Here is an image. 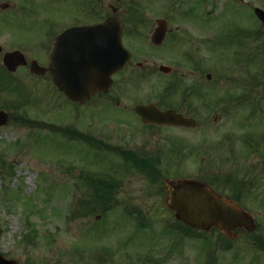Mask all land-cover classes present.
I'll use <instances>...</instances> for the list:
<instances>
[{
    "label": "rangeland",
    "instance_id": "obj_1",
    "mask_svg": "<svg viewBox=\"0 0 264 264\" xmlns=\"http://www.w3.org/2000/svg\"><path fill=\"white\" fill-rule=\"evenodd\" d=\"M96 1L101 6L99 0ZM243 1L253 9L264 10L263 0ZM55 7L57 15L52 26L70 22L93 24L103 18L98 13L93 21L87 15V6L80 0H76L72 13L69 5L62 1ZM241 9L234 0L217 2L211 17L213 20L209 22V33L212 38H218L219 44L225 41V35L231 33L236 19L253 22L255 29L259 27V22L252 17V13ZM175 20L178 26L182 25V16ZM126 45L134 51V61L127 78L133 82L135 78L139 81H129L125 89L129 100L122 101L123 109L114 104L109 107L107 105L115 93L114 89L108 96H97L87 106L81 107L60 97L49 74L37 77L29 74L28 68H20L16 73L15 78L20 85H24V100H28V106L18 115L13 112L12 120L0 128V154L5 155L15 172L11 179L0 175V228L3 231L0 253L5 257L21 264H91L94 252L109 255L117 234H128L125 238H119L118 246L126 245L130 238L135 245L137 243L132 237L134 234L137 233V242V239H147L148 233L127 231L134 229V226L121 220L120 217L125 218L119 215L123 214L122 209L126 206L127 209L147 206L152 212L148 219L155 218L158 231H162L164 223L173 217L167 207L170 202L167 182L188 180L187 178L196 180L201 169L209 168H221L228 172L239 167L237 170L240 173H245L247 169L249 174L254 173L256 187L246 194L243 206L256 220L258 236L264 240V52L257 57L258 44H254L251 63L247 65L244 63L246 59L242 64L236 63L237 58L231 49L221 50V46L218 47L215 53H210V67L204 68L205 73H210L213 77L212 81H208L205 74L202 77H187L190 71L188 68L180 71V74L185 75L184 78L176 75L161 76L157 70L144 63L143 54L148 51H142L136 39L128 38ZM253 58L254 63L251 61ZM172 61L181 64L178 58H173ZM140 63L144 68L139 70L137 64ZM40 65L47 67L48 63L42 61ZM175 79H182L185 89L183 94L191 88H196L197 94L195 99L186 104L177 91L167 99L168 104L172 108H181L188 117L197 121V128L152 127L141 123L131 111L132 107L156 102L163 94V87L172 84ZM255 81L257 82L254 83ZM258 83L261 84L260 87L257 86ZM122 89L120 87L119 92L124 94ZM246 94L262 98L263 109L255 111L256 103L243 100ZM8 98L5 94L1 96L4 100ZM185 104L187 107L184 110ZM5 107L0 102V110H5L1 109ZM22 115L27 119L39 120L44 125H21L18 122ZM66 126H74L83 133L104 138L110 145L153 151L161 161L162 184L166 187V194L160 193L158 183L153 185L149 182L150 177L145 171L142 173L133 169L125 173L124 160L105 154L100 159L98 156L93 158L90 148L87 149L80 143L77 145L75 142H65L54 134L56 129ZM75 168L78 171L71 174V170ZM79 169L96 174L103 169L107 175L120 181L121 185L116 184L117 192L114 191L115 194L110 199V212L97 210V213L93 211L90 218H71L69 208L74 201L72 194L77 192L76 186L79 185ZM6 189L9 196L5 201L1 195ZM79 190L80 193L83 192V188ZM11 195L13 204L9 203ZM28 202L31 203L29 206ZM27 208L28 212L36 208L31 217L38 232L34 245L23 243L28 230L25 226ZM127 224L131 227H127ZM120 226H124V229ZM50 238L54 241L47 242ZM172 239L175 240L172 236H162L167 249L170 241L173 243ZM166 248L164 247V252ZM177 252H180L179 258L166 255L165 263L202 264L200 249L181 243ZM116 264H122L121 260L118 259ZM236 264H264V259L255 262L252 254H249Z\"/></svg>",
    "mask_w": 264,
    "mask_h": 264
},
{
    "label": "flooded vegetation",
    "instance_id": "obj_2",
    "mask_svg": "<svg viewBox=\"0 0 264 264\" xmlns=\"http://www.w3.org/2000/svg\"><path fill=\"white\" fill-rule=\"evenodd\" d=\"M61 1L65 5H69L71 13L75 10L76 0H0V44L5 53L22 52L28 64L49 62L53 45L59 36L75 26L94 25L95 14L103 15L102 19L110 18V11L113 16L119 17L123 26L127 28L123 35L125 42L128 38L136 39L138 47L142 51H148L143 54V57L153 59L150 68L159 69L162 65L186 66L190 70L187 77L194 78L197 75L202 77L205 74L207 78L208 73H205L204 68L210 67L208 65L210 53H215L220 44L218 38L210 36L209 22L213 19L208 20L206 10L209 9V15L212 17L219 0H99L101 6L97 5L96 0H80L87 6V15L92 17L93 24L83 25L70 22L62 24V26H52L51 23L57 15L55 6ZM234 1L243 10L250 13L252 8L248 3L245 4L242 0ZM181 16L183 22L181 26H178L175 18ZM159 20L164 21L167 25L160 31H158L157 25ZM156 32H159L161 36L154 39ZM228 38L233 44L241 42L246 53L250 56L253 55L252 46L256 43L253 22L236 19ZM2 56L3 54H0V65ZM173 58L181 60V64L174 63ZM132 61L128 67L113 77L114 83L111 91L114 89L115 93L111 97V102L119 109L122 101L129 100L126 97L128 94L125 89L129 81H132L127 78L129 68L133 64ZM143 68L141 63L137 64V69ZM173 74L162 73L161 76L171 77ZM175 75L178 78L185 76L179 71ZM171 86L172 84H168L163 87V90L167 92ZM120 87L123 88L124 94L119 92ZM196 94V88H191L184 93L183 100L188 104L191 99H195ZM98 96L103 97V94H98ZM161 97L155 100L156 107L160 111L170 110L171 106L167 100L170 93H163ZM153 103H141L136 106H150ZM186 104L183 105L184 110L187 107ZM134 110L133 112H135ZM228 202L231 205L238 204L233 200H228ZM124 211H126V220L132 222L131 226H134V229L127 231L130 233L144 231L148 233L149 237L145 240L137 239L136 242V233L132 237L135 238L137 244L134 245L130 238L126 245L118 246L119 238H125L128 234L122 235L121 232V234H117V240L109 251L110 264L118 263V259L122 264H166V255L171 254L172 257L179 258L180 252L176 251L177 242L171 244L173 248L170 253L164 252L162 232L153 227L156 226L155 223L138 222L136 217L129 216L131 212L132 215L146 214L149 211L147 206ZM210 232L209 235H205L202 231L197 233L190 231L189 236L180 235L183 239L180 242L186 243L190 248L193 246V249L195 247L200 249L202 264H210V262L211 264H236L243 256L249 254H252L255 262L261 258L264 259V244H260L258 231L251 236L248 228H231V225L223 224L212 227ZM244 243L245 245H242ZM223 261L225 263H222Z\"/></svg>",
    "mask_w": 264,
    "mask_h": 264
},
{
    "label": "water",
    "instance_id": "obj_3",
    "mask_svg": "<svg viewBox=\"0 0 264 264\" xmlns=\"http://www.w3.org/2000/svg\"><path fill=\"white\" fill-rule=\"evenodd\" d=\"M256 15L264 22V12L257 10ZM159 21L158 25L162 26ZM164 27V26H162ZM123 27L118 19H108L95 27L75 28L68 36L72 45L62 49L57 44L52 55L50 73L53 83L60 92L76 103L85 105L97 92L108 93L112 86L111 77L125 67L130 54L122 47ZM73 34V35H72ZM158 34H156L157 36ZM1 51V49H0ZM9 71L15 72L20 66H26L24 57L19 53L9 54L4 59ZM30 73L42 76L46 74L37 63L31 65ZM136 112L145 124L161 126H180L196 128L197 123L184 119L175 111L160 112L152 107H138ZM6 113H0V127L8 123ZM171 208L178 213L180 221L194 228L209 230L213 225L231 224L237 227L255 229L253 221L237 206L224 202L215 196L206 186L194 182L169 184ZM2 231L0 229V239ZM0 264H19L5 259L0 254Z\"/></svg>",
    "mask_w": 264,
    "mask_h": 264
},
{
    "label": "trees",
    "instance_id": "obj_4",
    "mask_svg": "<svg viewBox=\"0 0 264 264\" xmlns=\"http://www.w3.org/2000/svg\"><path fill=\"white\" fill-rule=\"evenodd\" d=\"M258 56L263 54L264 52V40H260L259 33H258ZM1 85L3 86V89L10 94H17L19 96V92L12 88L10 83L3 79ZM261 84L259 85V87ZM246 101L249 103H256L255 111L263 109L262 103L263 99L256 97H251L250 95L244 96ZM19 124H29L32 123L28 122L25 118H21L18 122ZM59 134L62 137H69V139L79 142L83 144L86 147H90L94 151V157L98 156L99 159L101 158V153L108 154V155H114L117 157H120L124 160L127 167H129L131 170L137 169V171L140 172H146L148 177H150L149 182L153 185H156V183L159 184L160 193L163 195L164 188L162 187L161 181H160V175L162 174V171L160 169V162L159 160L154 156L150 154H140L139 152L132 150L129 151L127 149H124L122 146H115L110 145L108 143L103 142L102 140H98L90 135H85L78 130L74 129H56L55 134ZM9 163L6 162L4 159L0 158V173L5 171L8 173L9 177H13L14 172H12L11 167H8ZM254 175V174H253ZM112 180L111 175H107L106 172L103 171V169L98 171V174H86L84 173L82 176H79V183L82 184V187L86 189V194L90 196L88 200H80V207L79 210L76 212L79 217H90V215L93 213H97L96 211L99 210L100 212H106L107 210H110L112 206H109L111 197L113 198V195L115 194L114 191L117 192L116 189V182L110 181ZM248 181V182H247ZM223 184L226 187H230L233 189V192L239 197H243L242 191L245 190L247 192L253 185L256 183L253 182V180H247L244 179L243 184H239L238 182L233 181V179H227L222 181ZM77 189L78 186H76ZM5 198V201L8 197ZM12 199V197L10 198ZM75 215V212H74ZM30 226V222L28 223ZM32 227V226H31ZM34 237V238H30ZM36 231L31 228L28 235L25 236L26 242L32 241L33 239L37 238Z\"/></svg>",
    "mask_w": 264,
    "mask_h": 264
}]
</instances>
